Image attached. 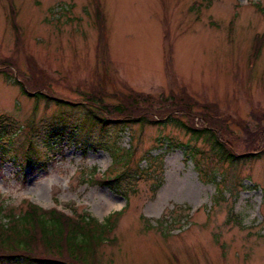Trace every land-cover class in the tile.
Wrapping results in <instances>:
<instances>
[{
  "label": "rangeland",
  "instance_id": "rangeland-1",
  "mask_svg": "<svg viewBox=\"0 0 264 264\" xmlns=\"http://www.w3.org/2000/svg\"><path fill=\"white\" fill-rule=\"evenodd\" d=\"M100 1L105 36L95 0H0V65L13 68L0 74V129L14 137L0 142V205L100 222L122 211L98 264H264V154L232 167L168 120L58 137L62 128L49 127L58 107L15 83L40 71L72 102L98 95L118 105L119 92L158 113L173 111L184 88L218 107L216 124L231 139L244 138V126L264 127V43L251 60L264 0ZM123 170L110 185L99 180Z\"/></svg>",
  "mask_w": 264,
  "mask_h": 264
},
{
  "label": "trees",
  "instance_id": "trees-1",
  "mask_svg": "<svg viewBox=\"0 0 264 264\" xmlns=\"http://www.w3.org/2000/svg\"><path fill=\"white\" fill-rule=\"evenodd\" d=\"M95 4L97 18L102 29L100 31L104 34L105 19L100 5L101 1L95 0ZM263 43L264 37L262 39L258 37L254 43L251 60L258 58ZM9 63L11 62L0 65L1 68L5 67L2 69L3 71L0 70V74H4L6 77H12L10 72L13 73V68ZM38 72L40 78L30 76L29 79H24L22 82L16 80L15 83L21 86L24 94L33 96L32 98L37 102L54 103L58 107L57 114L54 115L55 118L53 116L54 120L57 121L49 125L52 128L51 133H55V128H62V131L58 132V137H64L62 135L66 134L77 136L79 130H87L88 128L98 129L105 133L110 128L121 130L128 124H141L149 121L154 124H162L168 120L185 130L194 140L203 139L210 146L211 153L215 158L232 167L254 161L264 154V127L252 131L244 126L246 137L231 139L227 134L229 133L228 129L224 133L216 124L218 120L216 114H219L218 107L198 103L188 95L184 88L180 90L179 98L172 97L173 111L164 110L158 113L145 110V108V111L143 109L140 111L139 106L134 107L136 105H134L135 100L132 96H125L119 92H115V96L122 101L118 105L100 103L97 100L98 95H85V98L80 101L72 102V100L56 96L51 91L50 85L46 83L43 77L44 73ZM141 98L145 99L144 102L148 99L144 96ZM215 107H217L216 110H214ZM197 108L200 111H206V113H195L194 109ZM131 110L141 113L135 115ZM77 111L81 112L82 115H74ZM209 111H213V114H209ZM256 112L255 114H258ZM254 116L259 117V115ZM180 117H185L187 121L182 122ZM71 118L74 119L71 120ZM74 126L75 133H72L71 128L73 130ZM4 128L0 129V142L7 140L12 145L14 137L6 127ZM33 129V126L29 128L31 131ZM31 143L29 141L27 148H25L28 158L29 152L33 151ZM102 145L108 149L106 143ZM7 152V146L0 145V156ZM28 162L30 164V158ZM122 176L124 173L113 179L111 175L99 180L110 185ZM211 178H214L213 174L208 180H213ZM93 179L95 181L98 177L95 175ZM121 214L122 211L114 213L104 222H100L89 214L68 215L56 208L47 210L32 203H28L25 210L23 209L19 214H16L14 210L7 211L1 204L0 264H98V250L102 245L112 240L110 235L116 230L117 220Z\"/></svg>",
  "mask_w": 264,
  "mask_h": 264
}]
</instances>
